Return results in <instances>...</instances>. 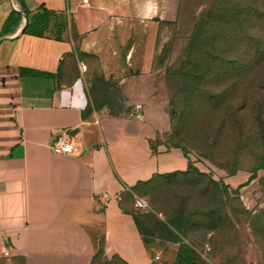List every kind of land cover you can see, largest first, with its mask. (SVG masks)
Listing matches in <instances>:
<instances>
[{
    "label": "crops",
    "instance_id": "1",
    "mask_svg": "<svg viewBox=\"0 0 264 264\" xmlns=\"http://www.w3.org/2000/svg\"><path fill=\"white\" fill-rule=\"evenodd\" d=\"M179 3L23 0L25 16L16 0H0V32L12 11L20 15L0 35V264H90L100 248L126 264L169 250L174 260L177 245L141 235L128 195L189 167L180 148L166 147L171 117L153 61L159 26L175 20ZM36 16L45 24L25 32ZM74 129L79 152L53 154L51 138ZM105 192L122 200L104 201Z\"/></svg>",
    "mask_w": 264,
    "mask_h": 264
},
{
    "label": "rangeland",
    "instance_id": "2",
    "mask_svg": "<svg viewBox=\"0 0 264 264\" xmlns=\"http://www.w3.org/2000/svg\"><path fill=\"white\" fill-rule=\"evenodd\" d=\"M154 50L171 117L166 147L202 167L141 186L145 210L128 195L139 226L158 236L155 223L181 217L183 241L205 264H264V0H180ZM88 62L87 74L99 78ZM108 91L110 112L123 110L117 90ZM172 262L169 250L154 263ZM92 264L125 263L100 251Z\"/></svg>",
    "mask_w": 264,
    "mask_h": 264
},
{
    "label": "trees",
    "instance_id": "3",
    "mask_svg": "<svg viewBox=\"0 0 264 264\" xmlns=\"http://www.w3.org/2000/svg\"><path fill=\"white\" fill-rule=\"evenodd\" d=\"M16 2L21 6V10L25 14V16H28V13L23 8V0H16ZM242 15L244 16V12L243 11H239L238 12V16L240 17ZM19 19H20V15L17 12L12 11L9 14V16L6 18L4 23H3L2 27H1L0 35L2 36V35H5L7 33H10L13 30V28L15 26H17V23L19 22ZM33 20H34V21H32L33 23L31 22V23H29V25H27V27L25 29V32H27V33L28 32L35 33L36 28H38V24L39 25L40 24H45V21L43 19L38 21V17L37 16ZM39 34L41 35V33H39ZM77 54L79 56H84L81 53H77ZM192 168H193V166L191 164H189V167H188V169L185 172H179V173H172V174H167V175L155 176V177H153L152 179H150V180H148L146 182L139 183L138 185L133 187L132 190L136 194V192L139 191V188L141 186H147L152 181H154V179H156L158 177L167 178L168 176H177V175L183 176V175L188 174L192 170ZM201 176H204V175H201ZM208 184H210V187H213V188H216V189L219 188V187L222 188L221 187L222 185H219V183H215V182L210 181V180L207 181V185ZM133 219H134L135 223L137 224V228L139 229V232L141 233V235L144 238H149V240L159 239V240H163V241H166V242H169V243H172V244H175V245L178 246L172 264H205L204 261L196 253V251H194L189 244H187V243H185L183 241V235H184V232H185L184 231V226L185 225H184V222L182 221L181 217L177 218V220L170 219L168 223H163V222L155 223V225H154L155 230H158V231L161 232L160 235H158V236H155L154 229H151V230L147 231L146 233L143 232V230L139 226V224L137 222V218L134 216V214H133ZM100 251L103 252L104 250L102 248H100L97 251V253H99ZM96 254L93 256L90 264L93 263V260H94V258L96 256ZM114 257L118 258L117 256H113V258ZM151 264H155V263L153 262Z\"/></svg>",
    "mask_w": 264,
    "mask_h": 264
},
{
    "label": "built area",
    "instance_id": "4",
    "mask_svg": "<svg viewBox=\"0 0 264 264\" xmlns=\"http://www.w3.org/2000/svg\"><path fill=\"white\" fill-rule=\"evenodd\" d=\"M79 68L81 71L83 70L82 66H79ZM49 149L53 154L56 155H76L79 152V145L70 136L66 135L64 132H61L51 138L49 143ZM186 158L189 164H191L193 167H202L201 160L197 156L187 155ZM100 196L104 201L107 202L111 200L120 202L122 200L120 194L113 195L105 192L102 193ZM133 207L137 211H142L148 207V204L143 197L135 195L133 197ZM4 254L7 255L8 253L5 251ZM155 260L158 261L159 256H156Z\"/></svg>",
    "mask_w": 264,
    "mask_h": 264
},
{
    "label": "water",
    "instance_id": "5",
    "mask_svg": "<svg viewBox=\"0 0 264 264\" xmlns=\"http://www.w3.org/2000/svg\"><path fill=\"white\" fill-rule=\"evenodd\" d=\"M78 132H79L78 129H74V130H71V131H66L65 134L70 136V137H74Z\"/></svg>",
    "mask_w": 264,
    "mask_h": 264
}]
</instances>
